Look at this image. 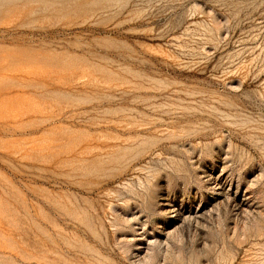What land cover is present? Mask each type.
<instances>
[{"label": "rangeland", "instance_id": "374dc122", "mask_svg": "<svg viewBox=\"0 0 264 264\" xmlns=\"http://www.w3.org/2000/svg\"><path fill=\"white\" fill-rule=\"evenodd\" d=\"M0 264H264V0H0Z\"/></svg>", "mask_w": 264, "mask_h": 264}]
</instances>
